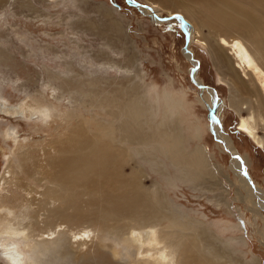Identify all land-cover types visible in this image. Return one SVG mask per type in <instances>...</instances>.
Here are the masks:
<instances>
[{"label": "bare ground", "instance_id": "1", "mask_svg": "<svg viewBox=\"0 0 264 264\" xmlns=\"http://www.w3.org/2000/svg\"><path fill=\"white\" fill-rule=\"evenodd\" d=\"M12 1L27 12H40L32 0H0V10L4 12ZM165 3L171 4L172 9L165 10ZM148 4L143 11L154 21L165 10L168 17L179 15L180 21L190 23L185 25L189 40L195 37V42L208 49L218 69L224 71L230 107L236 114L243 107L249 109L255 97L252 113L239 116L236 130L264 149V136L257 134V128L264 126V0H159ZM79 25L91 28L105 42L107 34L122 42L119 33H123V27L119 23L112 22L110 30L101 29L90 19L81 20ZM184 55L195 63L188 50ZM67 57H62L60 73L47 71L45 82L55 93L53 101L57 96H68L77 105L70 102L67 109L55 108L49 100L51 96L36 90L34 97L9 109L27 118L38 114L51 135L35 142L24 136L22 140L15 137L12 147L5 139L11 136L8 131L3 136L9 151L4 150L0 175V251L4 259L9 264H23L27 260L18 243L22 238L26 249L41 248L49 256L48 264H127V260H115V246L112 248L111 243L102 240L107 234L115 238L123 251L130 249V243L136 245L132 249L134 264H233L228 244L199 222L173 215L167 202L158 201L159 187L145 190L136 170L129 174L123 171L130 155L150 148L161 152L160 161H173L183 173L187 161L181 153L182 128L176 125L170 132L159 131L160 127L154 130L167 144L155 145L150 136L142 135L147 97L144 91L137 92L140 83L132 84L124 104L118 103L116 98L125 91L113 93V89H108L104 93V79L97 76L91 64L88 71L86 66L66 61ZM99 57L103 62L97 56L94 60L107 72L106 64L112 62L105 53L101 52ZM134 59L135 54H131L129 61ZM12 60L10 55L0 53V61L12 64ZM193 75L195 82L202 85L196 73ZM212 91L206 89L209 106L216 108L213 116L217 120L219 100ZM149 109L148 106L147 112ZM108 115L110 120L105 119ZM166 117L168 114L164 115V124ZM216 128L217 139L235 154L231 139L220 125ZM150 154L153 166L159 168L161 165L153 159L155 154ZM203 154L202 149H197L195 155L204 161ZM237 162H232L231 170L242 182L247 199L256 196L262 200V193L248 184ZM194 169L191 172L198 177Z\"/></svg>", "mask_w": 264, "mask_h": 264}, {"label": "rangeland", "instance_id": "2", "mask_svg": "<svg viewBox=\"0 0 264 264\" xmlns=\"http://www.w3.org/2000/svg\"><path fill=\"white\" fill-rule=\"evenodd\" d=\"M32 1L40 12L22 10L13 1L4 12L0 10V53L14 59L12 64L0 61V175L5 152H9L3 143L6 131L11 135L5 138L11 147L15 137L22 140L24 136L35 142L51 135L44 122L41 124L43 118L38 114L27 118L23 113H12L9 109L34 97L36 90L46 97L51 96L49 100L55 108L67 109L70 102L77 105L68 96L62 99L57 96L53 101L55 93L45 82L47 71L58 74L63 70L62 57L67 55L66 61L86 66L88 71L91 64L97 70V76L104 79L101 85L104 93L108 89H113V93L125 91L126 94L116 98L118 103L124 104L132 84L140 83L137 92L144 91L147 97L142 135L150 136L155 145L167 144L154 130L160 127L159 131L170 132L176 125L182 128L184 144L181 148L184 151L181 153L187 161L183 173L173 161H160L161 152L150 148L130 155L123 171L129 174L136 170L145 190L159 187L158 201L167 202L173 215L199 222L209 233L228 244L226 247L233 264H264V149L236 130L239 116L252 113L255 97L251 99L249 109L243 107L240 114H236L230 107V90L224 71L218 69L208 49L195 42V37L189 40L185 25L190 26V23L168 17L165 10L172 9L169 3L163 5L165 10L155 21L144 13L148 1L159 0H135V3L131 0ZM86 19L95 21L103 30H110L112 22L119 23L123 27V33H119L122 42L112 40L108 34L105 42L91 28L80 27V21ZM78 46L82 48L77 49ZM186 50L192 54L195 63L187 60ZM101 52L112 62L106 64L107 72L94 60L97 56L103 62L99 57ZM131 54H135L132 62L129 61ZM193 73L202 85L195 82ZM28 79L33 80L27 82ZM204 87L214 90L212 94L219 100L218 123L215 125L211 117L216 108L209 106ZM165 114L168 117L164 124ZM110 118L109 115L105 117ZM219 125L233 142L235 154L217 139L216 127ZM257 134L264 136V126L257 128ZM197 149L204 151L201 155L204 161L197 159ZM152 152L155 154L153 159L161 165L159 168L151 162ZM237 156L243 177L255 191L262 193V200L256 196L247 199L242 182L231 170ZM193 169L198 177L192 174ZM190 224L187 226L193 227ZM102 237L105 244L115 246L118 252L115 260L124 259L127 264H134L135 244L130 243L131 250L123 251L114 237L107 234ZM18 243L27 258L23 264H48L49 256L41 248L26 249L22 238ZM0 264H9L1 251Z\"/></svg>", "mask_w": 264, "mask_h": 264}, {"label": "snow or ice", "instance_id": "3", "mask_svg": "<svg viewBox=\"0 0 264 264\" xmlns=\"http://www.w3.org/2000/svg\"><path fill=\"white\" fill-rule=\"evenodd\" d=\"M131 2H132V3H135V0H131ZM176 19L179 20V19H181V17H180L179 15H177V16H176ZM222 43H227V42H226V41H222ZM236 46H239V42H237ZM211 118H212V121H213L214 123H218V121L216 120V117H215V116H212ZM236 159H237V160H240V157L237 156ZM245 175H247L246 172H245ZM133 235L135 236L136 233H133ZM77 239H79V237H77Z\"/></svg>", "mask_w": 264, "mask_h": 264}, {"label": "clouds", "instance_id": "4", "mask_svg": "<svg viewBox=\"0 0 264 264\" xmlns=\"http://www.w3.org/2000/svg\"><path fill=\"white\" fill-rule=\"evenodd\" d=\"M155 235V233H153V236ZM152 243H155V240L152 241Z\"/></svg>", "mask_w": 264, "mask_h": 264}]
</instances>
